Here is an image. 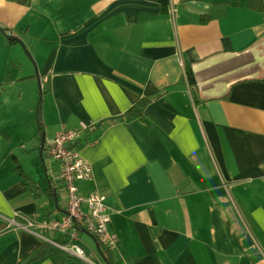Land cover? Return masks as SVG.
Masks as SVG:
<instances>
[{
    "label": "crops",
    "instance_id": "obj_1",
    "mask_svg": "<svg viewBox=\"0 0 264 264\" xmlns=\"http://www.w3.org/2000/svg\"><path fill=\"white\" fill-rule=\"evenodd\" d=\"M66 130L116 264H264V11L248 0H0V264L87 263L30 262L44 242L16 226L64 215L44 155Z\"/></svg>",
    "mask_w": 264,
    "mask_h": 264
},
{
    "label": "built area",
    "instance_id": "obj_2",
    "mask_svg": "<svg viewBox=\"0 0 264 264\" xmlns=\"http://www.w3.org/2000/svg\"><path fill=\"white\" fill-rule=\"evenodd\" d=\"M80 139L79 131H62L48 143L46 149L47 156L58 161L62 167L56 180L63 181L65 185L64 215L60 219L26 218L24 224L16 226L74 258L88 264H99L86 258L79 244L81 232L87 231L106 247L114 246L116 237L108 230L110 209L105 205V197L97 193L84 195L78 187L79 182L93 179L90 163L81 157L75 146ZM54 189L57 190V186Z\"/></svg>",
    "mask_w": 264,
    "mask_h": 264
},
{
    "label": "trees",
    "instance_id": "obj_3",
    "mask_svg": "<svg viewBox=\"0 0 264 264\" xmlns=\"http://www.w3.org/2000/svg\"><path fill=\"white\" fill-rule=\"evenodd\" d=\"M248 6L252 9V10H256L259 12H263L264 11V2L263 0H248ZM188 80L191 84H195L193 77H192V73L190 70H188ZM150 101V98H144L142 100H140L137 105L135 107H133L130 111H128V113L126 114V116L130 117V116H139L140 114H142L145 110L146 104ZM43 97H41L39 99L37 108H36V121H37V125H38V130L40 133H42L44 131V126L42 123V113H43ZM88 133H90V130H87ZM95 140V139H94ZM16 171L18 172V174L20 175V177H22L26 182L28 181V177L25 175L24 171L22 170V168L19 166L16 168ZM50 189L53 191L52 186L50 185L49 191ZM55 191V190H54ZM55 195L57 196V192H55ZM97 240V239H96ZM98 242V240H97ZM98 247H99V251L102 255V260H103V264H116L113 260H112V255L110 253V248L102 245L101 243L98 242ZM60 250L55 248L54 246H52L49 243H42L37 251L36 254L31 257V259L29 260L30 262L32 261H37L39 259L42 258H47V257H51L56 255L57 253H59Z\"/></svg>",
    "mask_w": 264,
    "mask_h": 264
},
{
    "label": "rangeland",
    "instance_id": "obj_4",
    "mask_svg": "<svg viewBox=\"0 0 264 264\" xmlns=\"http://www.w3.org/2000/svg\"><path fill=\"white\" fill-rule=\"evenodd\" d=\"M28 55V54H27ZM38 90H39V87H38ZM40 91V90H39ZM39 98H40V94H39ZM44 159H45V161L46 162H48L49 160L50 161H52L53 159H51V158H49L47 155H44ZM41 167L43 168V169H45L44 168V165H43V162L41 161ZM65 201H66V198H65ZM82 241H83V243L85 244V245H83V247H85L86 248V250L88 251V256L89 255H91L92 254V252H96V253H98V249H97V245H96V243H95V241L93 240V238L92 237H90L88 234H86V233H83V234H80V240H79V242H81V243H79L81 246H82ZM69 260H71V261H73L72 259H69ZM89 260V259H88ZM75 262V261H74ZM75 263H77V262H75ZM95 263H99V264H103L101 261H96L95 260ZM77 264H79V263H77ZM83 264V263H82ZM87 264V263H86Z\"/></svg>",
    "mask_w": 264,
    "mask_h": 264
}]
</instances>
